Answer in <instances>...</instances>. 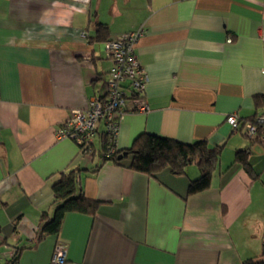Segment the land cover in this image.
I'll use <instances>...</instances> for the list:
<instances>
[{"label":"crops","instance_id":"0c3cea01","mask_svg":"<svg viewBox=\"0 0 264 264\" xmlns=\"http://www.w3.org/2000/svg\"><path fill=\"white\" fill-rule=\"evenodd\" d=\"M106 40L143 30L146 112L124 108L118 150L142 134L221 148L211 187L187 196L197 167L156 176L104 162L57 138L73 110L105 97ZM264 0H0V263L242 264L264 260V144L234 130L264 111ZM249 149L251 173L236 161ZM80 169L95 216L69 213L59 236L37 241L53 184Z\"/></svg>","mask_w":264,"mask_h":264},{"label":"trees","instance_id":"16d2710c","mask_svg":"<svg viewBox=\"0 0 264 264\" xmlns=\"http://www.w3.org/2000/svg\"><path fill=\"white\" fill-rule=\"evenodd\" d=\"M107 28L106 25L97 24V39L99 41H107ZM110 41L112 40L107 42ZM123 88L125 91L127 90L126 102L128 104L125 107L130 112H137L135 109H130L129 101L132 104V102L144 98L145 95L142 96L140 92L138 93L130 87L129 83H124ZM98 98L104 103L108 102V87L106 96ZM123 112L126 111L123 109ZM256 116L248 120H253ZM120 119L121 117L117 119V122ZM106 135L101 150L105 163L112 162L118 166H126L125 162L130 157L128 168L149 176H156L164 170H170L176 176H183L187 174L190 167L195 166L198 168L200 175L190 182L187 196L203 193L211 187L212 177L217 168L221 148L211 149L205 140L185 144L157 135L142 134L134 141L131 148L118 150L116 146L117 136L108 132L107 129ZM253 141L261 143L258 139ZM79 149L82 154L92 156L95 153L94 142L86 147L81 145ZM236 161L240 162L251 173L249 149L237 152ZM80 174V169H69L61 173L58 180L53 184L52 212H45L43 215L42 223L37 233V241H42L48 236H59L65 217L69 213L95 216L100 202L88 199L85 196L81 186ZM22 250L16 249L14 256L6 264H18ZM242 264H264V260L248 259L242 262Z\"/></svg>","mask_w":264,"mask_h":264},{"label":"built area","instance_id":"2783aa9c","mask_svg":"<svg viewBox=\"0 0 264 264\" xmlns=\"http://www.w3.org/2000/svg\"><path fill=\"white\" fill-rule=\"evenodd\" d=\"M142 35L143 30L129 32L121 39L106 43L107 57L113 63L107 82L109 100L104 103L100 98H93L89 101L86 110H73L64 124L57 129L58 139L71 140L78 146L86 147L93 144L101 122L106 124L108 132L117 136L120 124L117 119L122 117L123 109L128 104L126 102L127 90L125 91L123 84L129 83L130 87L140 92L142 96L145 93L148 78L135 52L136 44ZM129 102L131 110L135 109L137 112L149 110L145 96L132 104L131 101ZM227 123L234 130L245 131L249 139H258L264 144V111L255 119L244 121L240 120L236 114H231L227 116ZM66 257V248L58 246L51 264H66Z\"/></svg>","mask_w":264,"mask_h":264}]
</instances>
